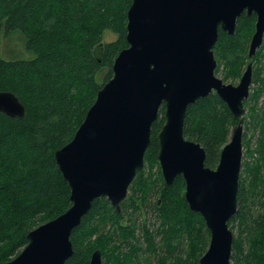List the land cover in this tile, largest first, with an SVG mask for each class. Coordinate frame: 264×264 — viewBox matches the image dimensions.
I'll return each instance as SVG.
<instances>
[{
    "label": "trees",
    "instance_id": "1",
    "mask_svg": "<svg viewBox=\"0 0 264 264\" xmlns=\"http://www.w3.org/2000/svg\"><path fill=\"white\" fill-rule=\"evenodd\" d=\"M131 4L132 0H0V36L8 39L5 46L12 41L17 49L27 52L22 56L5 52L6 58L0 54V92H12L26 108L22 118L0 113V264L23 251L31 231L71 207L70 187L55 152L72 141L99 90L113 77L114 61L128 47ZM255 24L256 16L244 13L234 35L220 30L214 53L219 66L223 64L227 69V78L241 76ZM106 32L116 39L105 42ZM262 57L264 52L259 50L255 58ZM262 71L264 64L253 73L254 81L260 79ZM101 73L102 83L98 79ZM261 82L264 88V77ZM165 111L163 104L152 127L145 166L129 188L137 198H128L120 212L107 198H97L72 233L74 253L65 264H89L96 250L105 254L106 264H142L145 250L141 243L129 242L135 239L134 228L122 225L126 213L133 215L128 209L137 211L138 201L144 203L156 195L154 213L161 222L162 245L146 232V252L153 254L158 264H199L211 235L204 218L192 212L186 202L183 176L170 186L162 176L157 137ZM255 123L261 129L264 149V105ZM237 124L226 102L213 92L188 107L184 135L201 144L206 151V166L216 169ZM156 168L158 178H153ZM262 168L259 163L245 162L255 190ZM246 180L240 182L239 210L232 218L240 222L246 239L234 241L231 260L233 264H264V216L253 220L247 208ZM108 225L113 227L112 232L106 230ZM96 235L99 237L94 242ZM114 239L128 243L130 252L123 254L121 246L115 245L112 257L106 258L104 249L115 243ZM186 242L189 248H185ZM183 253L187 254L185 258ZM151 262L146 260V264Z\"/></svg>",
    "mask_w": 264,
    "mask_h": 264
},
{
    "label": "water",
    "instance_id": "2",
    "mask_svg": "<svg viewBox=\"0 0 264 264\" xmlns=\"http://www.w3.org/2000/svg\"><path fill=\"white\" fill-rule=\"evenodd\" d=\"M256 16L250 59L264 43V0H132L128 47L115 59L113 77L74 138L55 152L71 191V207L28 236L23 251L6 264H65L73 255V231L100 197L121 211L129 188L145 166L152 127L165 105L158 134V161L166 185L183 176L185 199L210 231V245L199 264H231L234 236L229 223L238 211L243 160L245 102L253 82L250 62L238 85L216 75L214 47L219 32L234 35L238 19ZM216 92L238 124L221 151L216 169L206 166L201 144L185 138L188 107ZM0 113L22 118L26 108L9 91L0 92ZM89 264H103L101 250Z\"/></svg>",
    "mask_w": 264,
    "mask_h": 264
},
{
    "label": "rangeland",
    "instance_id": "3",
    "mask_svg": "<svg viewBox=\"0 0 264 264\" xmlns=\"http://www.w3.org/2000/svg\"><path fill=\"white\" fill-rule=\"evenodd\" d=\"M115 39H116V36L114 34H112L110 32H106L105 42H108L110 40H115ZM7 42H8V39H5L4 35L1 34V36H0V54H1L2 58H6L7 54H12V53L14 55H17V56H22V54H27L26 51L24 52L21 49H17L15 46V42H12V41L9 42L7 44V47H6L5 44ZM249 46H250V43L247 47V56L249 53ZM259 50H262L264 52V43ZM258 51H257V53H258ZM5 52H7V54H5ZM255 57L250 59L248 56V60L246 61V65L244 66V69L241 72L242 74L237 79L227 78L226 77L227 69L225 68V66L223 64H221L219 66V63H218V67L216 70V75L218 78H220L222 80L224 79L223 81L226 84H232V85L236 86L239 84V82H240V80H241V78H242V76H243V74H244V72H245V70H246V68L250 62H253V64H254L253 65L254 72L259 66H262L264 64L263 57L258 58V60H256ZM260 59H261V61H260ZM260 71H261V69H260ZM104 74H105V72H104ZM104 74L101 73L99 75L98 79H99L100 83L103 82ZM263 77H264V71L261 72L259 80H257V81L253 80L251 90H250V96L247 99V101L245 102L246 113H245V124H244V134H243V160H242V169H241V174H240V182L243 179H247L246 184H247V190L249 191L247 208L251 209V213L253 214V220L259 219L260 216H264V204H263L264 203V149L261 148V144H260V139H262L261 129L259 126H256V123H255L256 114L261 111V108L264 105V88L262 87L263 82H261V78H263ZM253 79H255V76L253 77ZM245 162H246V164L247 163H250V164L259 163V165L263 166L262 171H261V175H260L261 178L259 179L258 186L256 187L257 188L256 190L253 187V182H252L251 177L248 175V173L246 174ZM154 173H155V177H153V178H158V169L157 168L154 169ZM147 174H149V172ZM132 195H135L136 198L138 196V195H136V193L134 194L129 189L127 199L130 198ZM158 197H159V195H156L155 197L153 196L151 198H148L146 200V202H144V203H142L141 201H138L137 211H135L134 209H131V208L128 209L129 213H133V215H129L128 213H126L125 219H124L123 225H122V226L134 228L135 239L129 240V242H131L134 245L141 243V248L143 250H145V252H143V254H142V259H141L142 264H146L147 259L152 260L151 264H158L157 258L153 254L146 252L148 250V243L145 239L146 232H150L151 236L154 237L153 240L157 244L162 245V239L159 236V231L161 229V222L157 219L156 214L154 213V203L156 202ZM238 210H239V208H238ZM133 219H135V220H133ZM229 228L233 232L234 241L237 239H240V238H242L241 239L242 241H244L246 239L245 233H244V231H242L243 229L240 226V222L238 220L230 221ZM106 230L112 232L113 227L111 225H108ZM98 237H99V235L94 236L93 241L95 242L98 239ZM114 240H115V243L112 242L113 244H111L106 249H104V251H107L106 254L108 255V257L106 256V258L112 257V251L116 250L115 245L121 246V252L123 254H128L130 252L131 248H130V245L128 243L127 244L126 243L121 244V242L118 243L116 241V239H114ZM187 247L189 248L188 242H186L185 248H187ZM158 254H159L158 256H160L159 252H158ZM161 254H162V252H161ZM179 254H181V253H179ZM182 255L184 256V258L187 256L186 253H183ZM103 264H106L105 254L103 256ZM231 264H233V260H231Z\"/></svg>",
    "mask_w": 264,
    "mask_h": 264
},
{
    "label": "flooded vegetation",
    "instance_id": "4",
    "mask_svg": "<svg viewBox=\"0 0 264 264\" xmlns=\"http://www.w3.org/2000/svg\"><path fill=\"white\" fill-rule=\"evenodd\" d=\"M246 71V70H245ZM253 73H254V71H253ZM251 90V89H250Z\"/></svg>",
    "mask_w": 264,
    "mask_h": 264
}]
</instances>
